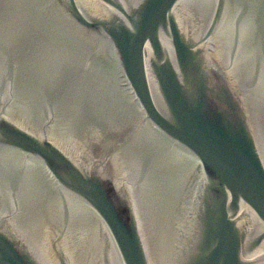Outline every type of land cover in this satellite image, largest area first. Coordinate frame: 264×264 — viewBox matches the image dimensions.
Instances as JSON below:
<instances>
[{
    "label": "water",
    "instance_id": "obj_1",
    "mask_svg": "<svg viewBox=\"0 0 264 264\" xmlns=\"http://www.w3.org/2000/svg\"><path fill=\"white\" fill-rule=\"evenodd\" d=\"M0 264H264V0H0Z\"/></svg>",
    "mask_w": 264,
    "mask_h": 264
}]
</instances>
